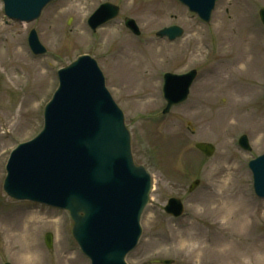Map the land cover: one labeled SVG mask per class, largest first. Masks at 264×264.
<instances>
[{"label": "rangeland", "instance_id": "374dc122", "mask_svg": "<svg viewBox=\"0 0 264 264\" xmlns=\"http://www.w3.org/2000/svg\"><path fill=\"white\" fill-rule=\"evenodd\" d=\"M102 2L118 5L119 13L91 31L86 20ZM261 7L264 0H216L204 23L178 0H52L37 19L19 22L4 16L0 0V264H21L20 253L39 254L38 264H90L66 211L14 200L2 188L11 150L42 128L57 70L83 54L103 73L130 133L133 160L152 180L141 235L126 263L264 264V199L254 195L247 166L264 153V72L255 71L259 62L249 60L247 47L255 29L262 41L254 51L264 54ZM125 17L135 20L138 36ZM171 25L183 35L173 41L157 35ZM31 29L42 54L28 47ZM191 71L186 98L162 113L164 76ZM240 135L250 150L237 144ZM196 142L214 152L203 155ZM171 197L182 203L178 218L163 208ZM231 201L241 207L236 217L225 210ZM242 213L247 224L239 229Z\"/></svg>", "mask_w": 264, "mask_h": 264}, {"label": "water", "instance_id": "95a60500", "mask_svg": "<svg viewBox=\"0 0 264 264\" xmlns=\"http://www.w3.org/2000/svg\"><path fill=\"white\" fill-rule=\"evenodd\" d=\"M49 1L3 0L7 16L25 21L38 17ZM182 1L202 17L208 15L206 6L213 4V0ZM116 14V7L103 4L89 22L95 26ZM261 18L264 22V10ZM127 24L136 30L131 21ZM171 32L180 30L171 27L162 34ZM29 43L34 52L43 50L34 31ZM58 75L59 88L46 106L44 127L33 140L12 151L4 190L16 199L67 209L74 221L73 236L92 264H126L124 257L141 234L139 218L148 202L150 176L133 163L123 115L105 89L95 61L79 57ZM192 76L193 72L166 76L165 111L185 99ZM240 145L249 149L245 136ZM196 147L206 155L214 150L208 143ZM249 167L255 193L264 198V153L250 161ZM165 210L177 216L182 206L172 198ZM46 241L50 246L49 234Z\"/></svg>", "mask_w": 264, "mask_h": 264}, {"label": "bare ground", "instance_id": "6f19581e", "mask_svg": "<svg viewBox=\"0 0 264 264\" xmlns=\"http://www.w3.org/2000/svg\"><path fill=\"white\" fill-rule=\"evenodd\" d=\"M246 5H247V2H246ZM148 6H146L144 8V12L143 13L146 14V13L150 12V8H147ZM247 20H249V19L247 18ZM250 32H251L250 33V41H249L248 46H247L248 50L251 52V55H250L251 57H250L249 60L250 61L255 60V61L259 62L260 66L258 65L259 66L258 67V66L254 65V69H255V71H258L260 74H262L264 72V54L259 55V54H257L254 51V48L257 45L261 44L262 37H261L260 33L257 30H255V29L250 30ZM125 51H126V53H128V58H129L130 57V52L127 50V48H125ZM232 203H234V202L231 201L227 205H225V210H226L228 216L233 213L232 215L234 217H236V214L241 212L240 211L241 207L239 205H237V204H232ZM245 222H246V219H245V215L243 214L242 217L238 219L237 228L242 229L244 224H245ZM246 224H247V222H246ZM11 238L17 239L14 236H11ZM17 241H18V244H19V239H17ZM12 244L15 245V243H13V242H12ZM18 244H16V245H18ZM181 246H183V245H181ZM18 258L21 261V264H36V262L38 264V262L40 260L39 254L37 255L35 253H31V254L30 253H25V254L24 253H20L18 255Z\"/></svg>", "mask_w": 264, "mask_h": 264}]
</instances>
